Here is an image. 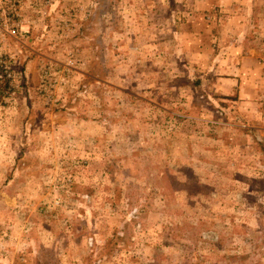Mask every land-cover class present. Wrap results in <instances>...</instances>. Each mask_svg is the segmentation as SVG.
I'll use <instances>...</instances> for the list:
<instances>
[{"label":"rangeland","instance_id":"1","mask_svg":"<svg viewBox=\"0 0 264 264\" xmlns=\"http://www.w3.org/2000/svg\"><path fill=\"white\" fill-rule=\"evenodd\" d=\"M1 8L0 264H264V0Z\"/></svg>","mask_w":264,"mask_h":264},{"label":"built area","instance_id":"2","mask_svg":"<svg viewBox=\"0 0 264 264\" xmlns=\"http://www.w3.org/2000/svg\"><path fill=\"white\" fill-rule=\"evenodd\" d=\"M12 1L13 0H1L0 2V21H1V27H0V32H1V29H2V32L1 33H4L6 35H8V30L7 28L5 27V24L7 23V16H6V12L5 10H3V8H1V4L3 3L4 5L6 3H9V4H12ZM3 34V35H4ZM1 35V36H3Z\"/></svg>","mask_w":264,"mask_h":264},{"label":"crops","instance_id":"3","mask_svg":"<svg viewBox=\"0 0 264 264\" xmlns=\"http://www.w3.org/2000/svg\"><path fill=\"white\" fill-rule=\"evenodd\" d=\"M257 39L259 40V37ZM244 52H246V55L253 56V54H251V50H246Z\"/></svg>","mask_w":264,"mask_h":264}]
</instances>
